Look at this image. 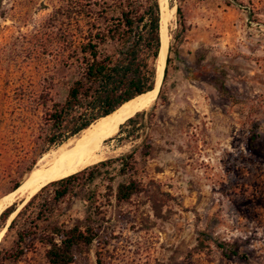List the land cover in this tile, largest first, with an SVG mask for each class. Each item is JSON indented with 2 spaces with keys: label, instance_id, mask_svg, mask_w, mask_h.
<instances>
[{
  "label": "rangeland",
  "instance_id": "rangeland-1",
  "mask_svg": "<svg viewBox=\"0 0 264 264\" xmlns=\"http://www.w3.org/2000/svg\"><path fill=\"white\" fill-rule=\"evenodd\" d=\"M167 2L176 12L162 97L143 109L148 127L119 128L104 158L134 150L149 191L117 203L105 196L108 180L98 181L92 221L100 236L75 253L73 264H264V0ZM63 4L0 0V198L29 176L32 159L36 167L57 146L45 151L47 126L33 99L52 73L48 67L60 62L49 51L63 29ZM178 6L187 27L180 41ZM60 67L55 101H64L76 78ZM29 199L13 196L8 203L18 211ZM66 208L65 202L61 219H84L90 210L77 199ZM17 211L0 222L3 238ZM199 237L204 248H197ZM3 238L0 245L10 247L13 236ZM225 243L237 254L223 251ZM19 264L49 263L38 250Z\"/></svg>",
  "mask_w": 264,
  "mask_h": 264
},
{
  "label": "trees",
  "instance_id": "trees-1",
  "mask_svg": "<svg viewBox=\"0 0 264 264\" xmlns=\"http://www.w3.org/2000/svg\"><path fill=\"white\" fill-rule=\"evenodd\" d=\"M179 28L176 40H182L186 23L182 7L178 6ZM63 29L55 33L49 52L59 63L48 80L42 79V89L34 97L36 108L43 109L47 126L45 141L49 150L90 127L97 120L122 109L147 105L156 85L157 57L161 48V7L159 0H64ZM169 47L168 63L173 52ZM72 70L64 101H55L51 90L55 86L60 66ZM167 70L165 71V78ZM41 84V81H40ZM161 87L159 96L162 97ZM149 111L141 110L121 124V131L132 126V132L148 127ZM257 134L249 136V148L256 150ZM149 146L143 144L142 152ZM37 157L26 166L30 172ZM107 179L106 197L117 203L129 202L135 195L148 192V184L139 177L135 151L101 160L66 177L43 186L17 211L14 202L0 215V222L12 218L3 238L13 236L12 245H0V264H19L30 252L41 250L49 264H73L75 253L89 247L100 236L92 221L97 199L98 181ZM120 178V180H116ZM20 181L14 186L16 190ZM88 202L84 219H61L63 203L71 208L75 200ZM206 236V233H201ZM1 241V240H0ZM199 237L197 248H204ZM223 251L237 254L233 245H219Z\"/></svg>",
  "mask_w": 264,
  "mask_h": 264
},
{
  "label": "bare ground",
  "instance_id": "bare-ground-1",
  "mask_svg": "<svg viewBox=\"0 0 264 264\" xmlns=\"http://www.w3.org/2000/svg\"><path fill=\"white\" fill-rule=\"evenodd\" d=\"M161 4L163 21L161 50L159 57H157L156 85L152 89L147 105L134 109H122L110 116L103 117L83 130L81 135L78 134L79 136L69 138L44 153L24 182L13 193L0 198V215L12 203H8L9 197L18 196L22 199H28L49 182L76 173L103 160L110 151L109 141L107 143V140L118 132L121 124L133 116L136 111L143 110L153 104L158 97L164 76L171 38L169 27L176 12L175 8L173 11L171 10L167 0H161ZM5 231L6 226L0 229V240Z\"/></svg>",
  "mask_w": 264,
  "mask_h": 264
},
{
  "label": "water",
  "instance_id": "water-1",
  "mask_svg": "<svg viewBox=\"0 0 264 264\" xmlns=\"http://www.w3.org/2000/svg\"><path fill=\"white\" fill-rule=\"evenodd\" d=\"M160 50H161V48H160ZM159 54H160V52H159ZM159 57V56H158Z\"/></svg>",
  "mask_w": 264,
  "mask_h": 264
}]
</instances>
